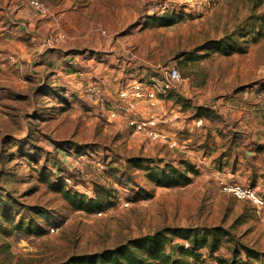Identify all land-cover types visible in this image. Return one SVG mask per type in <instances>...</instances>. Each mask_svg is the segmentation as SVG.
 I'll use <instances>...</instances> for the list:
<instances>
[{"label":"rangeland","instance_id":"1","mask_svg":"<svg viewBox=\"0 0 264 264\" xmlns=\"http://www.w3.org/2000/svg\"><path fill=\"white\" fill-rule=\"evenodd\" d=\"M39 1L45 12L0 0V19L47 23H27L0 55V264H60L166 227L225 229L191 264H264V207L220 186L224 177L264 192V0ZM164 14L179 20L161 25ZM229 36L244 48L200 49ZM169 67L181 80L152 109H174L178 146L111 118L89 90L115 96ZM171 165L188 179L156 184L153 171ZM59 172L106 207H73L50 184ZM187 242L174 235L166 249L179 255Z\"/></svg>","mask_w":264,"mask_h":264},{"label":"trees","instance_id":"2","mask_svg":"<svg viewBox=\"0 0 264 264\" xmlns=\"http://www.w3.org/2000/svg\"><path fill=\"white\" fill-rule=\"evenodd\" d=\"M161 25H171L179 19H174L171 14L156 16ZM202 48H214L223 52L242 50L244 45L234 36L226 39L211 40ZM204 107H199V115L207 112ZM169 171H153L152 180L158 185L173 186L187 180L180 168L170 166ZM57 183H50L54 188L63 192L65 198L77 209L100 210L106 207L102 201L95 200L92 196L71 189L66 181L58 177ZM46 180V179H45ZM1 196V194H0ZM1 200V199H0ZM222 227H166L153 234L138 237L128 243L121 244L115 248H107L95 253L76 254L70 260L60 264H191L186 256H199L197 250L208 247L215 251L220 243V233H225ZM183 234L188 239V245L181 244L177 251L179 255H174L166 249V245L173 241L174 235ZM211 235V239L209 238ZM249 254H253L251 249H247Z\"/></svg>","mask_w":264,"mask_h":264},{"label":"built area","instance_id":"3","mask_svg":"<svg viewBox=\"0 0 264 264\" xmlns=\"http://www.w3.org/2000/svg\"><path fill=\"white\" fill-rule=\"evenodd\" d=\"M32 3L42 12L47 10L42 1L32 0ZM180 80V71L175 67H169L158 74L157 78L135 79L126 82L117 89L115 96H108L107 88L103 86H90L89 90L95 103L111 118L126 123L136 132L151 140L163 141L170 147H174L178 146V139L167 128L172 120L171 115L166 112L161 115L156 114L152 108L160 104V100L164 99L162 96H166L167 92L174 87V83ZM260 96L264 100V93ZM87 156L86 152L79 153L76 162L81 163L88 158ZM98 165L103 166L100 162ZM56 175L71 183L70 177L65 176L62 172L56 173ZM220 186L223 192L248 199L260 208L264 207V192L257 186L229 182L224 177L220 180Z\"/></svg>","mask_w":264,"mask_h":264},{"label":"crops","instance_id":"4","mask_svg":"<svg viewBox=\"0 0 264 264\" xmlns=\"http://www.w3.org/2000/svg\"><path fill=\"white\" fill-rule=\"evenodd\" d=\"M21 12L22 11L20 10L18 14H20ZM27 23H29L30 25L36 24L38 29L44 28L47 24L46 21L40 19H0V55H3L4 52L5 53L10 52L7 47L8 46L7 44H9L10 40H12L13 38L19 39L24 32H27L28 29V27L26 26ZM167 108L172 110L171 113L173 112L172 114H174L175 111L170 105ZM163 109L164 108L162 107L161 110L158 111L156 110V111L158 113L160 111H163ZM172 114L171 117L173 121L174 118L177 117V115H172Z\"/></svg>","mask_w":264,"mask_h":264}]
</instances>
